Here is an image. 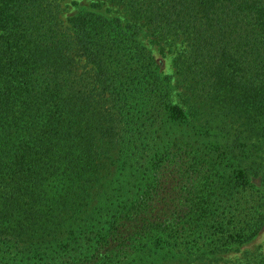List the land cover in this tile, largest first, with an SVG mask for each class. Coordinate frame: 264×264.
Here are the masks:
<instances>
[{"label":"trees","instance_id":"obj_1","mask_svg":"<svg viewBox=\"0 0 264 264\" xmlns=\"http://www.w3.org/2000/svg\"><path fill=\"white\" fill-rule=\"evenodd\" d=\"M61 1L0 0V264H188L251 241L264 0H90L65 20ZM143 27L182 44L185 100L242 130L211 140L171 102Z\"/></svg>","mask_w":264,"mask_h":264},{"label":"rangeland","instance_id":"obj_2","mask_svg":"<svg viewBox=\"0 0 264 264\" xmlns=\"http://www.w3.org/2000/svg\"><path fill=\"white\" fill-rule=\"evenodd\" d=\"M90 3V0H62L61 1V8L62 12L60 14V17L62 20H65V18L75 11H77L79 8H83L87 6V4ZM108 8L113 12L115 10H120L117 8L116 5H109ZM122 10V9H121ZM115 11V14L122 16V11ZM139 38L141 43L148 49L150 54L152 55L157 67L158 71L161 74L169 75L170 78V100L172 103L178 105L183 110H188L189 106L193 104L194 106H197V112H199L198 118H200L201 124L203 121H210V123L207 124V128L209 130V134L211 136V140H214L218 137V141H224L228 140L231 137L230 134H233L234 132L238 130L243 129V123H239L236 121L233 117L229 116L230 114L227 113V115H224L222 118L221 116H217L218 110L213 107L212 109L207 106H202L199 104V101H196L192 99L193 97L189 98L188 100H185L186 96H189V92L184 90L186 88V81L182 80L180 76L176 74V68L174 67L173 57L175 56V53L178 52L182 44L179 42V40H165V39H158L157 37H154L152 33L145 29L144 27L141 28V31L139 33ZM190 111V108H189ZM238 119L243 122V118L241 116L237 117ZM183 143H190L188 139L186 141H183ZM192 143V142H191ZM256 145H258V148H252V152L254 153V160L256 162H259L264 165V141L263 142H256L253 141ZM256 149V150H255ZM113 157L112 160L114 161L113 164H117V159ZM114 165L111 167L108 165V169H104V171H108L107 173H110L114 171ZM110 171V172H109ZM119 171V170H118ZM110 174L106 177H109ZM120 181H122L124 184H131L132 183V170L125 169V171L118 172L117 177ZM252 182L255 186L259 187L263 194H264V186L260 184V181L257 177L252 178ZM125 185V186H127ZM264 256V224L261 227L260 231L257 233V235L248 243L241 245L237 251L228 252L226 254L211 257L207 260H200L195 261L188 264H251L253 262L248 261H254L258 258H261ZM181 264H187L185 262Z\"/></svg>","mask_w":264,"mask_h":264}]
</instances>
